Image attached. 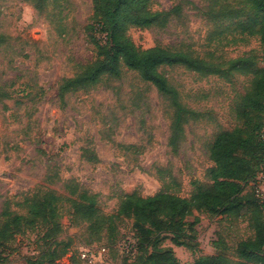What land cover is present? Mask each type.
Masks as SVG:
<instances>
[{"label": "rangeland", "instance_id": "1", "mask_svg": "<svg viewBox=\"0 0 264 264\" xmlns=\"http://www.w3.org/2000/svg\"><path fill=\"white\" fill-rule=\"evenodd\" d=\"M32 1L0 0V32L18 37L0 52V84L13 82L8 88L12 98L0 103V230L8 235L0 243V261L82 264L81 249L97 244L108 249L105 264H121L127 257L118 250L119 244L136 234L133 218L120 219L113 242L106 232L96 241L86 224L75 220L69 204L61 206L57 229L52 222H33L25 200L37 192L69 197L66 185L71 181L98 194L99 209L108 215L117 211L124 195L134 192L149 196L167 190L191 197L196 185L212 183L207 176L214 166L209 148L217 135L251 126L238 109L253 75L235 73L225 79L202 76L184 66L162 67L182 103L197 112L173 152L168 146L173 110L136 71L123 67L119 78L60 98L61 80L95 60L91 36L102 44L105 40L99 30L94 35L92 0H68L62 13L64 35L58 33L60 17L53 0L41 13ZM214 2L154 0L159 10L181 3L182 13L164 28L131 27L128 35L140 49L183 48L220 61L246 57L247 65L264 67L257 35L238 33L244 39L225 46L217 42L212 34L222 26L202 14ZM262 121L264 111L254 113L253 125ZM130 145L136 148L127 150ZM83 149L95 155L84 157ZM195 214L200 218L196 244H176L171 235L162 234L163 246H171L182 262L216 254L236 262L239 242L252 236L247 221Z\"/></svg>", "mask_w": 264, "mask_h": 264}, {"label": "trees", "instance_id": "2", "mask_svg": "<svg viewBox=\"0 0 264 264\" xmlns=\"http://www.w3.org/2000/svg\"><path fill=\"white\" fill-rule=\"evenodd\" d=\"M48 2L33 0L32 4L41 13ZM92 2L94 35L99 30L105 43L102 44L96 36H91L97 48L96 58L80 66L81 70L75 75L61 80L58 90L62 100L69 93L94 89L108 79L119 78L123 67L136 71L142 79L154 85L173 110L168 146L171 151L176 152L185 138L186 124L197 118V112L182 103L178 88L161 68L184 66L202 76L217 75L225 79H230L235 73L252 74L250 89L242 98L238 109L240 116L247 118L251 126L248 129L222 131L217 135L209 148L214 166L209 168L207 176L212 183L208 186L195 184L191 197L167 190L149 196L134 192L124 195L117 211L108 215L99 209L98 194L71 181L66 185L69 197L37 192L27 198L25 204L30 218L33 222H52L58 229L61 206L69 204L75 220L86 224V231L91 238L100 241L106 232L111 242L114 241L120 219L133 218L136 234L130 237L136 240L137 253L134 258L124 254L127 260L121 264H264V201L257 195L254 186L258 174L264 168V121L254 125L252 123L254 113L264 111V67L247 65L246 57L220 61L218 58L201 57L189 49L168 46L140 49L136 46L128 35L131 27L164 28L182 13L181 3L168 10H159L154 8V0ZM67 3L68 0H53L60 17L59 35L65 33L62 13L67 8ZM202 14L209 21L223 27L212 34L223 46L242 41L244 38H238V33L257 35L263 48L264 60V0H215L208 9L202 10ZM17 40L18 37L0 32V52L11 47ZM12 85L13 82L0 84V103L12 98V92L8 89ZM40 89L42 90L41 87ZM125 148L129 150L136 146ZM88 155L95 154L83 149V156ZM94 159L99 160L97 156ZM249 186L252 187L251 190L246 191ZM195 212L247 221L252 236L239 242L236 262L222 254L200 256L193 262H182L171 246H163L162 234L171 235V240L176 244H196L195 226L200 218ZM6 214L8 213L5 212ZM7 237V232L2 228L0 243ZM0 264L5 263L0 261Z\"/></svg>", "mask_w": 264, "mask_h": 264}, {"label": "built area", "instance_id": "3", "mask_svg": "<svg viewBox=\"0 0 264 264\" xmlns=\"http://www.w3.org/2000/svg\"><path fill=\"white\" fill-rule=\"evenodd\" d=\"M262 138L264 139V130L262 132ZM263 183L264 168L258 174L257 179L254 182L257 195L264 201ZM119 249L121 253L134 258L137 253V244L135 238L128 237L127 239L122 240V242L119 244ZM107 253L108 249L106 246H99L97 244H94L83 247L78 257L82 264H103L105 263V256L107 255Z\"/></svg>", "mask_w": 264, "mask_h": 264}, {"label": "crops", "instance_id": "4", "mask_svg": "<svg viewBox=\"0 0 264 264\" xmlns=\"http://www.w3.org/2000/svg\"><path fill=\"white\" fill-rule=\"evenodd\" d=\"M252 185V184H251ZM263 189H264V183H263ZM264 191V190H263ZM70 264H72V263H70Z\"/></svg>", "mask_w": 264, "mask_h": 264}]
</instances>
